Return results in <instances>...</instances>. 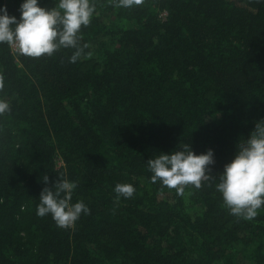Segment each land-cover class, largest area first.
Listing matches in <instances>:
<instances>
[{"label":"trees","instance_id":"1","mask_svg":"<svg viewBox=\"0 0 264 264\" xmlns=\"http://www.w3.org/2000/svg\"><path fill=\"white\" fill-rule=\"evenodd\" d=\"M23 2L0 8L19 20ZM90 3V47L75 63L74 49L29 58L0 44L11 105L0 116V264H264V206L245 220L216 190L264 120V0ZM185 145L213 150L216 180L181 196L151 182L147 161ZM59 177L90 209L68 229L36 214ZM117 184L134 196L116 203Z\"/></svg>","mask_w":264,"mask_h":264},{"label":"clouds","instance_id":"2","mask_svg":"<svg viewBox=\"0 0 264 264\" xmlns=\"http://www.w3.org/2000/svg\"><path fill=\"white\" fill-rule=\"evenodd\" d=\"M144 0H118L117 7L131 8L142 5ZM96 10L90 0H59L52 8L39 6L38 0H24L21 4L20 19L8 14L7 7L0 8V44L14 48L18 54L29 58L51 57L60 49H74L70 63L77 62L90 45L83 44L82 27L91 23ZM88 52L85 58H91ZM5 88V77L0 74V92ZM11 112V105L0 98V116ZM215 163L213 150L195 154L191 145L172 154L160 153L147 161L152 173L151 182L157 181L168 189H175L183 195L189 185L200 189L204 182L216 180L210 166ZM42 181L48 184L49 177ZM77 184L68 179H59L51 186L44 187L37 205V216L51 215L56 225L68 229L74 226L82 214L89 215L90 209L83 201L71 203ZM216 190L222 194L224 205L232 215L252 220L264 206V120L258 121L250 138L237 145L231 162L224 166ZM120 197L132 198L136 189L131 184H117L114 189Z\"/></svg>","mask_w":264,"mask_h":264},{"label":"rangeland","instance_id":"3","mask_svg":"<svg viewBox=\"0 0 264 264\" xmlns=\"http://www.w3.org/2000/svg\"><path fill=\"white\" fill-rule=\"evenodd\" d=\"M115 19L112 17L111 19H110V27L111 28H113L114 27V25H115ZM12 50H13V52H14V54H16V55H18V52L14 49V48H12ZM62 166H64V164H63V162H58V167L60 168V167H62ZM72 228V227H71ZM23 237L25 238L26 237V233H23Z\"/></svg>","mask_w":264,"mask_h":264}]
</instances>
